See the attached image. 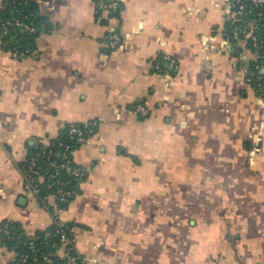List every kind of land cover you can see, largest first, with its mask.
Wrapping results in <instances>:
<instances>
[{"label":"crops","instance_id":"crops-1","mask_svg":"<svg viewBox=\"0 0 264 264\" xmlns=\"http://www.w3.org/2000/svg\"><path fill=\"white\" fill-rule=\"evenodd\" d=\"M29 1L45 24L32 52L0 38V227L73 224L89 264H264V97L226 0H120L114 19L97 0ZM74 124L97 131L72 154L86 178L64 209L23 166ZM17 257L0 239V264Z\"/></svg>","mask_w":264,"mask_h":264},{"label":"trees","instance_id":"trees-1","mask_svg":"<svg viewBox=\"0 0 264 264\" xmlns=\"http://www.w3.org/2000/svg\"><path fill=\"white\" fill-rule=\"evenodd\" d=\"M246 1L248 2V0ZM3 3V7H0V24L2 22L15 23L19 20L35 28L34 32L28 33L17 28L15 25H9L8 35L2 39L5 48H17L21 51L34 48L36 38L45 27L43 20L37 13L36 6L29 0H4ZM118 15L119 13L116 16ZM262 19L264 21V11ZM262 21L261 24H263ZM243 26L242 23H226L225 34L231 40L235 51H239L237 43L240 40H244L248 51L256 55V59H252L248 63L247 79H251L249 85L256 93L264 97V27L261 26L257 29L259 35L257 44L259 47H256L255 41L245 37ZM158 60L162 66L163 63L167 62L162 56ZM72 129L80 130L83 136L88 139L96 133L97 126L94 124L66 126L57 138L50 140L49 144L44 145L42 142H39L32 145L30 147L29 160L23 166L24 171L29 174L31 171L30 158L36 156L37 153H41L43 150L46 151L44 156L36 157L38 165L36 170L44 178V181L38 185L37 196L41 201L46 203L50 195H55L58 207L64 209L80 193V185L86 178V174L82 178H76L67 169L62 167V164L67 163L69 160L71 161V166H77L71 155H68L67 158L63 155L67 151V147H69L70 151L74 152L81 146L78 135L73 133ZM69 150L67 151L68 154ZM50 175H56V178L52 180L49 178ZM31 176L35 177L36 175ZM62 190L74 191L76 195L69 197L66 202H61L60 191ZM73 229V224L62 223L57 220L48 229L37 231L34 235H27L18 223L5 222L0 227V239L3 245L18 254L16 261L12 264H47L46 258L51 259L53 261L52 264H65L69 261V258L80 256L74 244L69 247L71 249L69 257L61 258L58 256V251L62 247V235L64 234L66 237L73 239ZM23 256H27L26 261L22 260Z\"/></svg>","mask_w":264,"mask_h":264},{"label":"built area","instance_id":"built-area-1","mask_svg":"<svg viewBox=\"0 0 264 264\" xmlns=\"http://www.w3.org/2000/svg\"><path fill=\"white\" fill-rule=\"evenodd\" d=\"M97 4L99 8L101 9L102 13L110 18H115L117 13L121 9V2L120 0H97ZM263 11H264V0H248V2L245 0H226V23L230 24H235V23H242L244 26V34L245 37H248L255 41V46L259 47L257 42L259 41V35L257 33V29L259 27H264V21H262V16H263ZM261 21L263 24H261ZM9 25H15L17 28L28 32L32 33L35 31V28L30 26L28 23H23L19 20H17L15 23L11 22H2L0 24V38L3 39V37L7 36L9 33L8 26ZM237 35V34H236ZM108 38L110 41V46L112 48H116L121 41V37L117 30L112 29L109 34ZM12 52L14 56L16 57H24L27 56L32 52L31 49H26V50H19L17 48H13ZM166 60H168L166 58ZM156 69L158 71H162V68L160 65L156 66ZM251 82V79L248 78V83ZM138 112L142 115L147 114V109L146 107L142 105L137 106ZM72 132L78 135V140L79 142L83 143L87 140L83 136V133L78 130V129H72ZM45 145V144H44ZM47 145V144H46ZM69 150V147H67V151ZM65 152L63 155L65 158L68 157V155L73 154V151L69 150L68 152ZM46 153L45 150H43L41 153H37L36 156L30 158V172L29 176L31 177L30 180V189L34 191L36 194H38V185L40 182L44 181V178L42 175L39 174V172L36 170L38 165H37V159L36 157L38 156H44ZM53 165V164H52ZM62 167L67 169L71 175H74L76 178H82L86 173L82 168L78 166H71V161H67V163L62 164ZM31 175H36L35 177ZM50 179H55L56 175H50ZM62 184V183H61ZM76 195V192L74 191H60V201L61 202H66L69 197ZM73 239H70L66 237L64 234L62 235V246L64 247H70L73 245ZM27 256H23L22 260L26 261ZM45 261L47 264H52L53 261L49 258H46ZM71 262H77L78 264H89L85 257L79 256V257H72Z\"/></svg>","mask_w":264,"mask_h":264},{"label":"rangeland","instance_id":"rangeland-1","mask_svg":"<svg viewBox=\"0 0 264 264\" xmlns=\"http://www.w3.org/2000/svg\"><path fill=\"white\" fill-rule=\"evenodd\" d=\"M233 233H235V232H232V236H231L232 242L234 241V239H233ZM238 252H239V250H238Z\"/></svg>","mask_w":264,"mask_h":264},{"label":"water","instance_id":"water-1","mask_svg":"<svg viewBox=\"0 0 264 264\" xmlns=\"http://www.w3.org/2000/svg\"><path fill=\"white\" fill-rule=\"evenodd\" d=\"M264 72V71H263Z\"/></svg>","mask_w":264,"mask_h":264}]
</instances>
